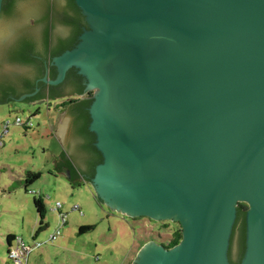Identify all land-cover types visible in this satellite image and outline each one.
I'll list each match as a JSON object with an SVG mask.
<instances>
[{
	"label": "water",
	"instance_id": "water-1",
	"mask_svg": "<svg viewBox=\"0 0 264 264\" xmlns=\"http://www.w3.org/2000/svg\"><path fill=\"white\" fill-rule=\"evenodd\" d=\"M74 1L89 29L43 81L76 69L95 91L103 162L89 185L112 211L182 228L177 246L150 241L133 264H231L242 203L240 264H264V0Z\"/></svg>",
	"mask_w": 264,
	"mask_h": 264
},
{
	"label": "rangeland",
	"instance_id": "rangeland-1",
	"mask_svg": "<svg viewBox=\"0 0 264 264\" xmlns=\"http://www.w3.org/2000/svg\"><path fill=\"white\" fill-rule=\"evenodd\" d=\"M61 102L54 100L49 105L39 106L16 102L0 105V254L7 256L9 232L25 230L28 236L18 235L27 244L32 243L30 235L39 223L34 198L40 197L45 204V221H50L51 226L36 239L45 242L58 229L62 231L57 241L41 248L43 252L60 245V256H70L74 260L72 264H133L140 249L148 242L166 244L177 225L170 222L165 228L163 222L112 211L99 202L89 184L71 183L66 173L58 171L57 161L64 148L56 133L58 123L66 113L56 111V105ZM18 117L22 120L30 118L34 126L27 129L16 125L14 122ZM7 122L11 125L5 132ZM31 172L41 176L26 191L24 180ZM57 203L62 204V212L68 213V224L63 229L55 212ZM76 206L80 210H74ZM83 225L95 228L79 235ZM85 258L87 260L83 262ZM49 261L47 259L45 264Z\"/></svg>",
	"mask_w": 264,
	"mask_h": 264
},
{
	"label": "trees",
	"instance_id": "trees-1",
	"mask_svg": "<svg viewBox=\"0 0 264 264\" xmlns=\"http://www.w3.org/2000/svg\"><path fill=\"white\" fill-rule=\"evenodd\" d=\"M30 1V0H28ZM14 0H4L2 13H7L12 10ZM31 11L36 15V19L29 25L23 28L19 35L6 39L0 47V86L5 90V95L0 100H6L13 94L21 96L22 93H29L34 91V81L31 80L34 76H43L46 72V63L57 56H60L65 51L70 50L73 43L82 32L84 24V17L81 10L77 7L74 0H31ZM57 24H67L71 27V35L68 39L57 40L53 36V29ZM12 65H17L15 72H11ZM26 73L25 75H23ZM72 76L81 78L77 74L76 69H70L67 73V80ZM57 77V71L50 69L48 80H54ZM12 78L15 79L12 84ZM51 89V97H55L57 87L49 86ZM82 91V90H79ZM81 92H76L75 96L80 97ZM47 97L44 93H39L34 99ZM57 99V97L55 98ZM92 104L90 95L89 100H67L56 105V109L68 110L71 113L78 114V130L77 134L82 141L79 154L75 155V161L79 165H86L85 181L89 182L95 176L96 167L103 162L101 154L94 146L95 135L88 129L90 124V115L88 108ZM62 161L58 163V171L64 172L63 166L68 167L72 173L71 183L76 182L77 174L79 173L76 165L67 154L66 150L62 154ZM39 173H28L24 182L25 190L34 181L40 178ZM80 185V184H79ZM34 205L39 217V232L44 231V221L46 210L43 200L34 198ZM248 206L246 204L238 205L237 219L234 225L231 244L229 249V260L231 264H240L246 249V211ZM165 228L169 227L170 221L162 223ZM177 229L169 235L166 248H173L177 246L182 240V228L179 223H176ZM94 226H81L79 234L83 235L92 230ZM14 237L10 236L8 245Z\"/></svg>",
	"mask_w": 264,
	"mask_h": 264
},
{
	"label": "flooded vegetation",
	"instance_id": "flooded-vegetation-1",
	"mask_svg": "<svg viewBox=\"0 0 264 264\" xmlns=\"http://www.w3.org/2000/svg\"><path fill=\"white\" fill-rule=\"evenodd\" d=\"M3 8V7H2ZM83 16V15H82ZM84 17V16H83ZM84 26L82 28V32L80 34H78V36L76 37L73 46L71 49H73L78 43H79V38L82 35V33L89 29V27L87 26L85 17H84ZM11 36L7 37L6 39H9ZM6 39L4 41H6ZM4 41H2L0 43V47L1 45L4 43ZM70 49V50H71ZM46 67V72L43 76H34L31 78L32 81H34V91L33 92H29V93H22L21 96L17 97L14 94L12 96H10L9 98H7L6 100H0V104H9L11 102H16V99H19L25 95L28 94H33L35 93V95L33 97L30 98H26L21 104L29 105L30 103H34V105H30V106H39L38 103L40 102H44L43 104H47L49 105L51 101L54 100H62L63 102L67 101V100H71V99H75V100H89L90 99V95H91V99L93 101V96L95 94V91H88L87 89V81L85 78L81 77H77V76H72L71 78H69L67 80V76L65 78V80L58 86H53V87H57L56 89V95L55 97H51V89L48 83H45L43 81L44 78L48 77L49 71L50 69H55V67L51 66L50 63H46L45 65ZM18 66L17 65H12L10 68L11 72H15L17 70ZM57 71V70H56ZM26 73H24L23 75H25ZM78 74V72H77ZM79 75V74H78ZM48 79V78H47ZM15 79L12 78V84H14ZM38 90V91H37ZM82 90V91H79ZM37 92V93H36ZM76 92H81L80 93V97L75 96ZM5 90L2 89V87L0 86V98H3L2 96L5 95ZM39 93H44L47 95V97H42L40 99H34L35 96H37ZM57 97V99H55ZM61 102V103H63ZM17 103V102H16ZM62 109H56V111L58 112H68V110L64 111ZM88 112H89V108H88ZM78 114H76V112L74 113H69V121H68V126H67V131L64 135V137H62L61 140V144L64 148V150H66L67 154L69 155V157L72 159V162L76 165L75 167L78 169L79 173L77 174L76 177V181H80L81 183H87L89 184L90 182H86L85 181V176L86 175V165H79L76 161H75V155L79 154L80 151V147L82 145V141L79 139L78 134H77V130H78V125H77V118H78ZM91 121V120H90ZM96 142V137H95V141L94 144ZM65 168H68L66 166H63V169L65 170ZM72 175V173H71ZM73 178V176H72ZM141 218H145V217H141ZM148 220H150L151 222H153V220L147 218Z\"/></svg>",
	"mask_w": 264,
	"mask_h": 264
},
{
	"label": "clouds",
	"instance_id": "clouds-1",
	"mask_svg": "<svg viewBox=\"0 0 264 264\" xmlns=\"http://www.w3.org/2000/svg\"><path fill=\"white\" fill-rule=\"evenodd\" d=\"M64 3H67V0H64ZM31 8L28 0H14L10 12L0 13V35H19L23 28L37 18ZM70 35L71 27L67 24H57L53 29V36L57 40L68 39Z\"/></svg>",
	"mask_w": 264,
	"mask_h": 264
},
{
	"label": "built area",
	"instance_id": "built-area-1",
	"mask_svg": "<svg viewBox=\"0 0 264 264\" xmlns=\"http://www.w3.org/2000/svg\"><path fill=\"white\" fill-rule=\"evenodd\" d=\"M18 126H22L27 129H31L34 124L30 118H27L25 120H22L21 118H17L14 122ZM11 123L7 122L5 124V132L8 131V128L10 127ZM1 144V143H0ZM2 145V144H1ZM32 194H35L32 192ZM63 206L61 203H57L55 211L59 213L62 226L66 224L67 222V216L64 214L62 210ZM74 210H80L78 206L74 208ZM82 214V212L80 213ZM61 226V227H62ZM62 231L61 228L58 229L54 234H52L49 239L45 242H34L33 245L29 246L27 245L22 238L20 237H14L9 245V251H8V257L13 262V264H27L29 256L36 251L37 249L41 248L42 246L53 243L58 240V238L61 236Z\"/></svg>",
	"mask_w": 264,
	"mask_h": 264
},
{
	"label": "crops",
	"instance_id": "crops-1",
	"mask_svg": "<svg viewBox=\"0 0 264 264\" xmlns=\"http://www.w3.org/2000/svg\"><path fill=\"white\" fill-rule=\"evenodd\" d=\"M59 124V123H58ZM55 130L54 131H56V127L54 128ZM56 135H57V133H56ZM57 137H58V139H59V141H60V143H61V140H60V135H57ZM1 145V144H0ZM64 153V150H63V152H62V154ZM62 155H61V157H60V159L57 161V167H58V163H61V161H62ZM64 170V169H63ZM32 173V172H31ZM64 173H66V170H64ZM67 174V173H66ZM25 180H26V178H25ZM25 180H24V182H25ZM77 183H81L80 181H76ZM25 185V184H24ZM44 206H45V204H44ZM56 212V211H55ZM57 213V212H56ZM64 213V212H63ZM64 214H66V216H67V222H66V224L65 225H63L62 226V229H63V227H65L67 224H68V213H64ZM46 216V215H45ZM58 216L60 217V215H59V213H58ZM61 220V219H60ZM60 223H61V221H60ZM39 225H40V223H38L37 224V228L35 229V231H33L34 232V234H32V235H30L31 236V239H32V243L31 244H27L25 241H24V239L22 238V237H20L18 234H23L24 236H28V234L29 233H26L25 232V230H23V231H19V232H17V231H14V232H9L8 233V235H7V237H6V243H7V256L5 255V254H0V264H13V262L9 259V257H8V251H9V245H8V239H9V237L10 236H12V237H20V238H22L23 239V241L27 244V245H29V246H31V245H33L34 244V242L36 241V242H40V241H38L36 238H37V236L40 234V233H38L39 232ZM44 231L45 230H47L50 226H51V222L50 221H44ZM61 225H62V223H61ZM83 226H85V225H83ZM43 231V232H44ZM42 233V232H41ZM78 234H79V231H78ZM80 235V234H79ZM46 241V240H45ZM47 245V244H46ZM45 246V245H44ZM44 246H42L41 248H43ZM41 248H39L38 250H36V251H34L30 256H29V259H28V262H27V264H45V262H46V260L48 259V260H50L49 261V264H55V263H57V264H72L73 263V261L74 260H72L71 258H70V256H68V258H65V257H61L60 256V251H59V249H61V247H60V245H58V247H56V248H54L53 250H47V249H44V252L42 251V249ZM35 252H37V254L31 259V257H32V255L33 254H35ZM70 254H72V252H70ZM84 255H86L85 257H87V254H84ZM47 256H49V257H47ZM67 259V260H66ZM87 260V258H85V260L83 261V262H85Z\"/></svg>",
	"mask_w": 264,
	"mask_h": 264
}]
</instances>
